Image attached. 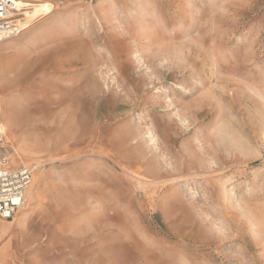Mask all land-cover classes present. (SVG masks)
<instances>
[{
    "label": "rangeland",
    "instance_id": "1",
    "mask_svg": "<svg viewBox=\"0 0 264 264\" xmlns=\"http://www.w3.org/2000/svg\"><path fill=\"white\" fill-rule=\"evenodd\" d=\"M16 7L18 23L43 10L32 23L73 34L24 58L19 74L35 93L18 112L33 124L28 134L50 143L31 165L45 163L52 198L65 203L64 173L85 166L90 229L106 234L91 264H264V0ZM71 84L70 94L55 92ZM54 214L29 230L65 224ZM40 256L69 264L65 254Z\"/></svg>",
    "mask_w": 264,
    "mask_h": 264
},
{
    "label": "crops",
    "instance_id": "2",
    "mask_svg": "<svg viewBox=\"0 0 264 264\" xmlns=\"http://www.w3.org/2000/svg\"><path fill=\"white\" fill-rule=\"evenodd\" d=\"M64 29L65 27L60 25L49 26L48 23L41 22L18 37H10L0 42V102L4 109L2 122L8 134V137L5 134V145L9 152L4 148L2 149L6 156L8 154L13 155L12 168L22 165L23 162L28 165L37 163L39 159H43L40 157L42 149L45 150L50 146L47 137L39 138L37 135L27 133V127L32 123L23 124L21 121L18 112L22 106L21 100L30 98L35 91L32 88L24 87L25 81L19 73L20 70L26 68L24 65L25 57L31 56L34 52L48 46L53 40L64 41L65 43L73 39V34L65 32ZM73 89V84L59 85L55 92L57 94H70ZM42 91L49 94L53 93L52 87L47 84L42 86ZM51 160L50 157L49 161ZM44 164H36L37 167L32 174V185L27 189L29 195L25 207L16 210L10 219L11 222L0 220V238L2 239L0 263L42 264L43 259L40 256V251L45 249L57 255L65 254L69 264H91L88 255L91 251L104 253L105 246L101 239L105 238L106 234L99 229H90L92 221L87 213L90 204L86 197L85 179L82 176L85 166L78 164L64 173L68 197L65 203H62L64 201L62 197L55 199L49 195L48 184L43 180L44 169L42 166ZM63 205L66 207L64 211ZM50 213H59L62 216L60 222L65 224L58 225L55 230L51 231L29 230V224L37 216H41L40 219L42 220L38 225L42 226ZM54 215L51 214L50 217L59 219L57 218L58 214ZM43 238L46 240L42 241ZM109 238L115 241L120 240L122 234L114 231ZM80 254L81 256H79ZM102 263L103 260L96 262V264Z\"/></svg>",
    "mask_w": 264,
    "mask_h": 264
},
{
    "label": "built area",
    "instance_id": "3",
    "mask_svg": "<svg viewBox=\"0 0 264 264\" xmlns=\"http://www.w3.org/2000/svg\"><path fill=\"white\" fill-rule=\"evenodd\" d=\"M16 0H0V42L15 36L20 27L16 21ZM3 127L0 122V219L9 220L23 201L26 187L31 180V170L25 166L10 168L5 165L6 153L2 149ZM264 161V142L260 146Z\"/></svg>",
    "mask_w": 264,
    "mask_h": 264
},
{
    "label": "bare ground",
    "instance_id": "4",
    "mask_svg": "<svg viewBox=\"0 0 264 264\" xmlns=\"http://www.w3.org/2000/svg\"><path fill=\"white\" fill-rule=\"evenodd\" d=\"M19 2H20V0H16L15 1V5H19ZM42 9H52V5L51 4H49V5H45ZM43 11V10H42ZM42 11H39V12H37L34 16H32V17H30V18H28V19H26L25 21H22V20H19V27H20V31L15 35V37L17 36L18 37V35H20V34H23V33H25V32H27L29 29H31V27H33V25H35V23H32L33 22V20L34 19H36V18H38V17H40L41 16V14H40V12H42ZM72 19V18H71ZM85 19V18H84ZM16 21H17V19H16ZM71 22V21H70ZM30 23H32V24H30ZM12 37H14V36H12ZM9 39V38H8ZM7 40V39H6ZM79 47V46H78ZM78 51H80V50H78ZM82 52V51H81ZM80 52V53H81ZM79 54V53H78ZM81 54H83V53H81ZM86 55V54H85ZM79 56H81V55H79ZM82 58V57H81ZM83 59V58H82ZM82 62H84L83 60H82ZM85 63V62H84ZM89 64V63H88ZM113 64V63H112ZM116 65V64H115ZM117 66V65H116ZM84 75H86V74H84ZM0 109H1V107H0ZM3 112V111H2ZM0 122H1V120H0ZM2 124V123H1ZM2 127H3V132H4V129L6 130V127H5V125L4 124H2ZM151 133V132H150ZM4 136H5V133H4ZM4 141H5V137H4ZM4 141H3V143H4ZM3 143H2V145H3ZM11 158V157H10ZM13 160V162H14V158H12ZM5 165L7 166V167H10V168H12L11 166V160H9V156L7 157L6 156V162H5ZM22 166H25V167H27V168H29L30 170H31V180H30V183H29V185L26 187V189H25V191H24V195H23V201H22V203L19 205V207L18 208H23V207H25V205H26V201H27V198H28V195H29V190H28V192H27V189H29L28 187H30L31 185H32V174H33V171L36 169V167H37V165H31L32 166V168L30 167V166H28V165H22ZM39 166V165H38ZM26 192H27V194H26ZM167 201H169V200H167ZM164 207V206H163ZM17 208V209H18ZM162 208V207H161ZM16 212V211H15ZM15 214V213H14ZM163 215V214H162ZM164 215H165V213H164ZM163 215V216H164ZM14 216V215H13ZM12 216V217H13ZM16 217V216H15ZM12 219V218H11Z\"/></svg>",
    "mask_w": 264,
    "mask_h": 264
}]
</instances>
